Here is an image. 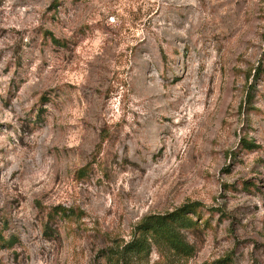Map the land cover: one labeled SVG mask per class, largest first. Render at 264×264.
Wrapping results in <instances>:
<instances>
[{"label":"rangeland","instance_id":"1","mask_svg":"<svg viewBox=\"0 0 264 264\" xmlns=\"http://www.w3.org/2000/svg\"><path fill=\"white\" fill-rule=\"evenodd\" d=\"M190 203L120 264H264V0H0V264H118Z\"/></svg>","mask_w":264,"mask_h":264},{"label":"trees","instance_id":"2","mask_svg":"<svg viewBox=\"0 0 264 264\" xmlns=\"http://www.w3.org/2000/svg\"><path fill=\"white\" fill-rule=\"evenodd\" d=\"M195 206V203H190L163 216L150 215L145 217L136 226V231H139L141 235H134L133 238L121 246V248L111 251V254L115 255V262L117 261V263L120 264L121 261L124 263L133 256L144 253L147 254L150 246L146 233L149 232L162 236L174 249L186 253L188 247L186 243L179 238L177 228L189 227L191 225V219L187 214L190 210H193Z\"/></svg>","mask_w":264,"mask_h":264}]
</instances>
